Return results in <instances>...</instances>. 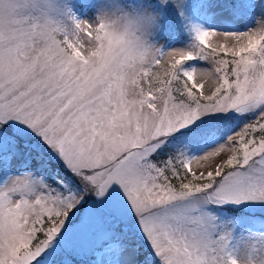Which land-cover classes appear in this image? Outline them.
<instances>
[{"label":"snow or ice","instance_id":"1","mask_svg":"<svg viewBox=\"0 0 264 264\" xmlns=\"http://www.w3.org/2000/svg\"><path fill=\"white\" fill-rule=\"evenodd\" d=\"M0 264H264V0H0Z\"/></svg>","mask_w":264,"mask_h":264},{"label":"rangeland","instance_id":"2","mask_svg":"<svg viewBox=\"0 0 264 264\" xmlns=\"http://www.w3.org/2000/svg\"><path fill=\"white\" fill-rule=\"evenodd\" d=\"M177 46H179V45H177Z\"/></svg>","mask_w":264,"mask_h":264}]
</instances>
